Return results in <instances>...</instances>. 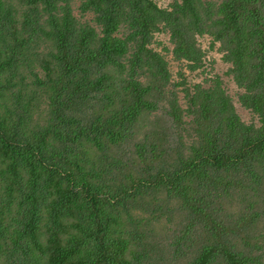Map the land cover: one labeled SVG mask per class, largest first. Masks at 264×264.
I'll use <instances>...</instances> for the list:
<instances>
[{"label":"trees","instance_id":"obj_1","mask_svg":"<svg viewBox=\"0 0 264 264\" xmlns=\"http://www.w3.org/2000/svg\"><path fill=\"white\" fill-rule=\"evenodd\" d=\"M0 264H264V0H0Z\"/></svg>","mask_w":264,"mask_h":264},{"label":"rangeland","instance_id":"obj_2","mask_svg":"<svg viewBox=\"0 0 264 264\" xmlns=\"http://www.w3.org/2000/svg\"><path fill=\"white\" fill-rule=\"evenodd\" d=\"M160 5H164L166 4L167 2H169L170 0H156ZM219 68L223 69L224 66L219 64Z\"/></svg>","mask_w":264,"mask_h":264}]
</instances>
